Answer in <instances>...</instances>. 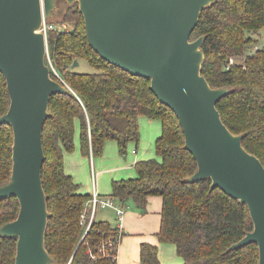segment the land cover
<instances>
[{"label":"trees","instance_id":"obj_1","mask_svg":"<svg viewBox=\"0 0 264 264\" xmlns=\"http://www.w3.org/2000/svg\"><path fill=\"white\" fill-rule=\"evenodd\" d=\"M263 29L264 0H216L203 7L190 38L204 36L201 73L208 83L229 88L216 102L221 119L232 132L243 134V146L264 165V46H257ZM47 48L69 86L68 92L51 95L42 130L41 179L49 211L45 247L52 264H116V257L107 253L111 242L116 248V238L121 239L124 231L94 218L85 232L80 216L92 192H82L79 182L65 171L64 153L75 149L76 127L83 155H102L108 140L116 142L121 156L134 142V153L141 115L161 122L155 140L158 158L137 159L136 175L112 179L107 196L121 203L131 200L144 212L148 198L159 195L161 220L156 234L159 241L175 245L181 264H258L257 243L229 249L253 227L247 205L219 187L211 188L210 178L188 180L197 163L184 147L176 114L158 100L148 78L108 62L89 45L77 1L66 4L60 25L49 30ZM231 56L235 61L227 66ZM74 59L86 60L95 70H76ZM45 62L49 63L47 58ZM50 74L60 80L52 69ZM9 102L0 72V115ZM12 138L11 125L0 123V184L10 175ZM18 210L15 196L0 199V225L15 218ZM15 248L16 237H0V264H14ZM139 258L144 264H159L157 246L142 242Z\"/></svg>","mask_w":264,"mask_h":264},{"label":"water","instance_id":"obj_2","mask_svg":"<svg viewBox=\"0 0 264 264\" xmlns=\"http://www.w3.org/2000/svg\"><path fill=\"white\" fill-rule=\"evenodd\" d=\"M77 1L89 45L105 60L148 78L158 100L176 114L184 147L197 168L190 182L211 179L245 203L251 230L229 249L255 242L264 264V165L221 119L216 102L229 92L213 87L201 73L204 36L191 39L201 10L216 0H66ZM56 0H0V72L10 98L0 123L12 128L11 171L0 184V199L15 196V218L0 225V237H16L14 264H51L45 247L49 216L42 185L44 120L52 94L69 86L53 78L45 62L47 42L38 29ZM78 65L74 59L72 66Z\"/></svg>","mask_w":264,"mask_h":264},{"label":"crops","instance_id":"obj_3","mask_svg":"<svg viewBox=\"0 0 264 264\" xmlns=\"http://www.w3.org/2000/svg\"><path fill=\"white\" fill-rule=\"evenodd\" d=\"M143 116L141 115L140 117L144 118ZM157 130L158 128L155 126V133ZM74 140L75 149L71 152L64 153V169L79 182L82 192L90 193L95 190L98 194L107 196V193L111 191L112 179L135 174L130 158L127 159L126 155H120L115 141L108 140L105 143L102 155L93 157L81 153L78 127H76ZM132 148H130L129 153L134 155V158L131 161H136L140 157L149 156L145 154L144 150H138V148L133 153ZM138 153L139 155H137ZM113 199L115 204L124 207L121 225L124 234L118 244L116 264H144L139 258V248L142 242H149L157 246L159 264L182 263L183 259L177 254L175 245L170 242L159 241L156 234L159 230L161 220L160 211L162 201L159 195H152L148 198L144 212L139 211L131 200L127 201V203H121L116 198ZM130 208L132 209L130 210ZM111 211L110 215L101 212L99 218H97L96 211L95 218L106 219L116 225L118 218L113 208ZM112 216H114V219H112Z\"/></svg>","mask_w":264,"mask_h":264},{"label":"rangeland","instance_id":"obj_4","mask_svg":"<svg viewBox=\"0 0 264 264\" xmlns=\"http://www.w3.org/2000/svg\"><path fill=\"white\" fill-rule=\"evenodd\" d=\"M67 3L68 2L66 0H56V7L52 10L50 16L46 17L47 20H49V21L54 23L55 27L60 25V18L62 17V14L65 11ZM61 25L64 26V27L68 26V24H64V23H62ZM260 41L261 42L259 44H257V46L258 47L264 46V29L260 31ZM46 58L47 57L45 56V59ZM76 70H78V71H88L89 72V71H94L95 68L92 67L86 60L80 59L79 62H78V65H76ZM143 117L144 118H141V117L139 118L140 141L138 142V146L137 147H138V150H141V149L144 150L145 154H148L149 156L148 157H140L139 159H144V158H149V157L158 158V156L156 155V151H155V140H156V137L161 132V122L158 119H150V118L145 117V116H143ZM155 126L158 128L156 133L154 131L155 130ZM132 147H135V143L134 142H131L128 145V150H127L126 156H127V159L130 158V162L133 165L135 161H131V159L134 158V155L129 153L130 152V148H132ZM137 155H139V153ZM137 155H135V156H137ZM133 170L135 172L134 175H136L135 168H133ZM129 176H133V175H129ZM130 206L133 207L132 205H130ZM111 209L112 208L110 206L98 208L97 209V218H99V215H100L101 212H103L104 214L110 215L111 212H112ZM131 209L132 208H130V210ZM112 219H114V216H112ZM53 261H54V259L52 260V263H53Z\"/></svg>","mask_w":264,"mask_h":264},{"label":"built area","instance_id":"obj_5","mask_svg":"<svg viewBox=\"0 0 264 264\" xmlns=\"http://www.w3.org/2000/svg\"><path fill=\"white\" fill-rule=\"evenodd\" d=\"M54 27H55L54 23L47 20V18L43 15V20L38 30L43 32L46 42H47V36H48L49 30L53 29ZM46 57L48 59V62H49L48 64L50 65V68L59 77V79L62 82H64L51 62L47 47H46ZM234 61H235V57L233 56L229 57L227 66H229ZM107 206H110L115 210L116 216L118 218V223L116 225L121 229L124 207L122 205L115 204L112 196L102 197L97 193V191L93 190L90 199L87 201V206L82 211L81 216H80V222L85 225V232L89 229L92 220L95 218V212L97 211V209L102 208V207H107ZM116 241H117L116 248L115 246H113L114 243L111 242L110 246H112V249L107 253L108 255H111L114 258L115 257L117 258V254L115 255L114 251L116 250L117 252L118 250V244L120 241L119 236L116 238Z\"/></svg>","mask_w":264,"mask_h":264}]
</instances>
